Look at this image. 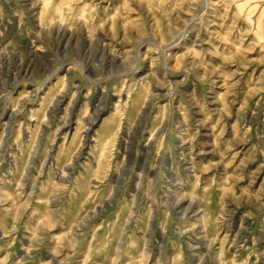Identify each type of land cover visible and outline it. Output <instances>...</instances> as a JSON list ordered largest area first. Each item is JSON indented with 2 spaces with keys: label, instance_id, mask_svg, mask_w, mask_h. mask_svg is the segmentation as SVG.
Instances as JSON below:
<instances>
[{
  "label": "rangeland",
  "instance_id": "obj_1",
  "mask_svg": "<svg viewBox=\"0 0 264 264\" xmlns=\"http://www.w3.org/2000/svg\"><path fill=\"white\" fill-rule=\"evenodd\" d=\"M234 2L0 0V264H264V25Z\"/></svg>",
  "mask_w": 264,
  "mask_h": 264
},
{
  "label": "crops",
  "instance_id": "obj_2",
  "mask_svg": "<svg viewBox=\"0 0 264 264\" xmlns=\"http://www.w3.org/2000/svg\"><path fill=\"white\" fill-rule=\"evenodd\" d=\"M233 9L243 19L254 20L255 24L264 25V0H235ZM10 233L11 230L9 229Z\"/></svg>",
  "mask_w": 264,
  "mask_h": 264
},
{
  "label": "water",
  "instance_id": "obj_3",
  "mask_svg": "<svg viewBox=\"0 0 264 264\" xmlns=\"http://www.w3.org/2000/svg\"><path fill=\"white\" fill-rule=\"evenodd\" d=\"M90 216H92V214L90 213L87 217H86V219L85 220H87L88 218H90ZM80 226H82V225H80Z\"/></svg>",
  "mask_w": 264,
  "mask_h": 264
}]
</instances>
